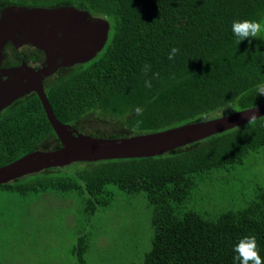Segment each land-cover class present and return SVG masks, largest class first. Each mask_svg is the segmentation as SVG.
Masks as SVG:
<instances>
[{
    "label": "trees",
    "instance_id": "trees-1",
    "mask_svg": "<svg viewBox=\"0 0 264 264\" xmlns=\"http://www.w3.org/2000/svg\"><path fill=\"white\" fill-rule=\"evenodd\" d=\"M12 4L72 5L108 21L106 42L95 57L43 80L55 116L81 132L101 137L149 133L264 103L256 92L264 82V39L238 44L231 31L234 19L264 20V0H0V8ZM172 47L180 49L174 61L167 58ZM13 51L19 53L14 61L9 59ZM3 53L2 66L21 60L36 66L44 54L11 43ZM145 63L159 73L151 88L144 86ZM136 105L144 108L142 117L129 115ZM136 119L143 121L139 127ZM60 146L35 92L0 111V166ZM260 151L264 115L254 125L245 122L160 155L73 162L63 172L71 164L45 168L0 184V228L14 227L13 238L23 236L27 206L43 195L76 196L83 223L90 225L114 201L115 187L144 193L151 209L150 248L130 264H237L233 246L252 234L264 259V186L237 207L230 203L211 213L197 205L213 171ZM91 234L77 229L72 248L77 264H87Z\"/></svg>",
    "mask_w": 264,
    "mask_h": 264
},
{
    "label": "water",
    "instance_id": "water-1",
    "mask_svg": "<svg viewBox=\"0 0 264 264\" xmlns=\"http://www.w3.org/2000/svg\"><path fill=\"white\" fill-rule=\"evenodd\" d=\"M109 24L72 5L56 7L6 5L0 8V111L17 98L35 92L39 97L61 146L34 150L0 166V184L45 168L73 162L148 157L206 138L248 122L252 111L264 115V103L221 115L185 123L163 130L121 137H101L79 131L61 122L54 114L44 90L43 80L61 67L84 63L103 48ZM7 43L13 47L31 46L44 53V60L33 66L1 68Z\"/></svg>",
    "mask_w": 264,
    "mask_h": 264
},
{
    "label": "rangeland",
    "instance_id": "rangeland-1",
    "mask_svg": "<svg viewBox=\"0 0 264 264\" xmlns=\"http://www.w3.org/2000/svg\"><path fill=\"white\" fill-rule=\"evenodd\" d=\"M86 131L96 134L94 129ZM71 167L72 164L62 167L59 172ZM258 186H264V151L243 157L227 170L213 171L211 181L198 193V208L214 213L230 203L240 206ZM112 189L114 201L96 213L90 225L83 223L82 204L76 196L72 200L53 195L33 197L27 206L32 213L23 236L13 238L14 227L0 228V264H77L72 248L78 227L92 232L85 254L87 264L141 261L151 245V209L144 193ZM30 222L35 227H30Z\"/></svg>",
    "mask_w": 264,
    "mask_h": 264
},
{
    "label": "clouds",
    "instance_id": "clouds-1",
    "mask_svg": "<svg viewBox=\"0 0 264 264\" xmlns=\"http://www.w3.org/2000/svg\"><path fill=\"white\" fill-rule=\"evenodd\" d=\"M231 31L237 39L239 44L241 41L261 38L264 39V20H253V19H234L231 25ZM180 49L172 47L168 53V59L174 61ZM145 76L144 86L146 88L152 87V79L158 78L159 73L152 72V66L150 63H145L141 69ZM151 73V75H149ZM256 92L259 96H264V82L256 85ZM135 114L137 118L144 115V108L140 105L134 106L129 115ZM258 118L257 110L252 111L248 117V124L254 125ZM143 121L136 119L135 127H139ZM235 253L233 259L237 264H264V259L260 256L257 239L254 234L244 235L240 237L233 246Z\"/></svg>",
    "mask_w": 264,
    "mask_h": 264
},
{
    "label": "flooded vegetation",
    "instance_id": "flooded-vegetation-1",
    "mask_svg": "<svg viewBox=\"0 0 264 264\" xmlns=\"http://www.w3.org/2000/svg\"><path fill=\"white\" fill-rule=\"evenodd\" d=\"M19 57V53H17L16 51H13L9 54V59L14 61L15 58ZM44 60V54L42 55V57H39V60L36 62V65H39L42 61ZM3 61V60H2ZM2 61H1V68H6L9 66H13V65H6V66H2ZM34 66V65H33Z\"/></svg>",
    "mask_w": 264,
    "mask_h": 264
},
{
    "label": "crops",
    "instance_id": "crops-1",
    "mask_svg": "<svg viewBox=\"0 0 264 264\" xmlns=\"http://www.w3.org/2000/svg\"><path fill=\"white\" fill-rule=\"evenodd\" d=\"M30 209H31V207L29 208V212L32 213Z\"/></svg>",
    "mask_w": 264,
    "mask_h": 264
}]
</instances>
